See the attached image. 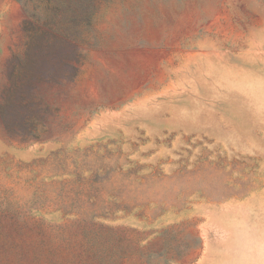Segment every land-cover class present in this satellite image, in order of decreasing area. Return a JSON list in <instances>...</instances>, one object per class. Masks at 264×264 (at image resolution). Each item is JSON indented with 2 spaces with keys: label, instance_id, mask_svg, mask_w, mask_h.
<instances>
[{
  "label": "rangeland",
  "instance_id": "obj_1",
  "mask_svg": "<svg viewBox=\"0 0 264 264\" xmlns=\"http://www.w3.org/2000/svg\"><path fill=\"white\" fill-rule=\"evenodd\" d=\"M264 264V0H0V264Z\"/></svg>",
  "mask_w": 264,
  "mask_h": 264
},
{
  "label": "crops",
  "instance_id": "obj_2",
  "mask_svg": "<svg viewBox=\"0 0 264 264\" xmlns=\"http://www.w3.org/2000/svg\"><path fill=\"white\" fill-rule=\"evenodd\" d=\"M199 264H202V261Z\"/></svg>",
  "mask_w": 264,
  "mask_h": 264
}]
</instances>
